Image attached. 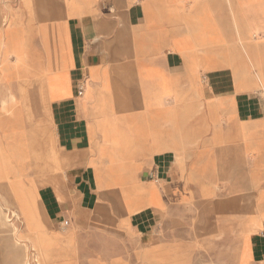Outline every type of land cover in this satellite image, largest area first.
I'll return each mask as SVG.
<instances>
[{"label": "crops", "instance_id": "crops-1", "mask_svg": "<svg viewBox=\"0 0 264 264\" xmlns=\"http://www.w3.org/2000/svg\"><path fill=\"white\" fill-rule=\"evenodd\" d=\"M35 78L67 163L66 183L36 192L51 226L78 211L144 237L161 220L264 262V0H0V91ZM1 109L10 159L26 138ZM128 195L141 209L100 211Z\"/></svg>", "mask_w": 264, "mask_h": 264}, {"label": "rangeland", "instance_id": "rangeland-1", "mask_svg": "<svg viewBox=\"0 0 264 264\" xmlns=\"http://www.w3.org/2000/svg\"><path fill=\"white\" fill-rule=\"evenodd\" d=\"M28 83V86L21 84L8 90L9 96L17 93L16 102L9 103L5 112L1 109L4 115L10 116L9 131L22 129L26 138H22L18 146L21 149L12 147L10 159L3 157L0 148V196H4L9 203L4 210L17 227L19 241L18 244L14 241V227H9L6 232L0 228L2 264H24V243L29 245L30 252H34L33 242L50 247L48 258L42 264H95L97 259L105 264H237L238 248H232L233 237L223 232L207 235L203 237L205 239L192 236L191 241H186L182 225L179 228L172 226L169 230V224L160 220L150 235L135 237L107 228H94L90 224L96 215L78 211L69 222L56 228L51 226L37 205L36 192L39 188L58 187L66 183L67 163L55 144L50 127L44 82L35 78ZM20 92L28 94L29 109L33 115V120L31 118L26 125L21 115L25 102L20 98ZM4 99L1 90L0 107ZM24 178L30 179L29 186L34 194L25 186ZM20 183L23 190L15 193L13 187L19 188ZM1 202L0 198V207L3 208ZM140 206L133 196L128 195L125 202H116L113 207L103 201L100 211L107 214L112 210L123 217L125 213L141 209ZM32 215L35 220H32ZM150 239L156 240L152 246L159 245L160 249L154 251L150 243L147 246L143 244Z\"/></svg>", "mask_w": 264, "mask_h": 264}, {"label": "bare ground", "instance_id": "bare-ground-1", "mask_svg": "<svg viewBox=\"0 0 264 264\" xmlns=\"http://www.w3.org/2000/svg\"><path fill=\"white\" fill-rule=\"evenodd\" d=\"M16 99L12 94L10 96L8 95L6 99L2 102V109L7 110V106L10 103H15ZM4 110V112H5ZM22 183L19 184L18 187H13V190L15 193H19L23 190L22 188ZM3 202H1L3 208L0 207V228H3V230L6 232L8 231L9 227H14L12 230V233L14 235V241L18 244V239H17V227L13 225V223L9 220L8 213L5 212L4 208H7V205L9 204L8 201L4 196H0ZM32 220H35V216L32 215ZM33 248H35L34 252H30L28 247L29 245L24 243V252H25V259L24 264H33V262H36L37 264H42V261L46 260L48 258L49 252H50V247L46 246V244H37L33 242ZM24 254V253H23ZM20 264V262H18ZM23 264V262H22Z\"/></svg>", "mask_w": 264, "mask_h": 264}, {"label": "built area", "instance_id": "built-area-1", "mask_svg": "<svg viewBox=\"0 0 264 264\" xmlns=\"http://www.w3.org/2000/svg\"><path fill=\"white\" fill-rule=\"evenodd\" d=\"M83 92H84V88L81 87V88L78 90L77 96H78V97H81V96L83 95Z\"/></svg>", "mask_w": 264, "mask_h": 264}]
</instances>
